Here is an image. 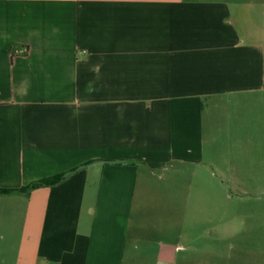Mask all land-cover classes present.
<instances>
[{"label": "crops", "instance_id": "obj_1", "mask_svg": "<svg viewBox=\"0 0 264 264\" xmlns=\"http://www.w3.org/2000/svg\"><path fill=\"white\" fill-rule=\"evenodd\" d=\"M254 41L228 0H0V190L66 174L0 194V264H184L194 187L159 183L264 88Z\"/></svg>", "mask_w": 264, "mask_h": 264}, {"label": "rangeland", "instance_id": "obj_2", "mask_svg": "<svg viewBox=\"0 0 264 264\" xmlns=\"http://www.w3.org/2000/svg\"><path fill=\"white\" fill-rule=\"evenodd\" d=\"M242 32L264 47V0H228ZM243 100V101H242ZM201 161L181 166L179 176L159 185L194 187L184 195V264H264V88L245 99L206 102ZM177 179V180H176ZM183 263V262H180Z\"/></svg>", "mask_w": 264, "mask_h": 264}, {"label": "trees", "instance_id": "obj_3", "mask_svg": "<svg viewBox=\"0 0 264 264\" xmlns=\"http://www.w3.org/2000/svg\"><path fill=\"white\" fill-rule=\"evenodd\" d=\"M66 177V174H62V175H58L55 177H51V178H47L41 181H37L33 184H31L30 186L24 188V189H20V190H0V194H10L13 192H26L29 193L31 190L40 188V187H50V186H54L58 183H60L64 178Z\"/></svg>", "mask_w": 264, "mask_h": 264}]
</instances>
